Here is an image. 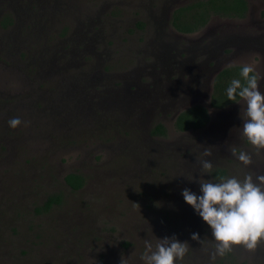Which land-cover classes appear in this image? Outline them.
<instances>
[{
    "label": "rangeland",
    "instance_id": "rangeland-1",
    "mask_svg": "<svg viewBox=\"0 0 264 264\" xmlns=\"http://www.w3.org/2000/svg\"><path fill=\"white\" fill-rule=\"evenodd\" d=\"M17 1L0 0V264H144L145 242L154 247L172 236L188 242L180 264H264V242L255 250L234 245L213 259L211 229L182 196L185 188L199 194L200 179L264 175V149L242 136L244 101L212 108L206 136L204 129L175 133L172 112L142 123L147 116L137 120L138 108L129 100V87L135 85L126 81L136 64L134 54L153 58L143 47L155 36L151 23L166 24L179 4L193 0ZM252 1L254 20L262 19L264 28V0ZM147 7L155 11L146 16ZM7 16L13 24L3 27ZM97 18L101 30L88 44L85 38ZM234 20L246 27L251 22ZM255 60L243 62L263 81L264 39ZM101 74L113 75V81L100 85ZM259 86L264 93V82ZM118 90L123 95L102 106L85 100ZM14 117L22 123L11 128L8 121ZM159 120L168 122L172 135L166 141L175 139L169 147L178 150L158 152L150 148L157 142L137 138H146ZM228 126L233 132H225ZM198 136L212 138L214 145L223 139V144L204 156L189 146L195 139L188 138ZM241 151L252 155L250 165L238 160ZM202 160L212 164L207 175ZM71 172L85 175L84 188L66 186L64 177ZM52 192H61L64 202L37 215L36 205ZM193 233L201 241L192 240Z\"/></svg>",
    "mask_w": 264,
    "mask_h": 264
},
{
    "label": "flooded vegetation",
    "instance_id": "flooded-vegetation-1",
    "mask_svg": "<svg viewBox=\"0 0 264 264\" xmlns=\"http://www.w3.org/2000/svg\"><path fill=\"white\" fill-rule=\"evenodd\" d=\"M12 3L17 0H11ZM195 0L179 4L169 16V20L166 24H161L160 21L152 22L154 25V34L148 40V43H144V51L147 54L152 55L151 60H147L146 56L140 54L137 51L134 56L136 57L135 67L131 68L128 73L129 81L127 83H132L135 86L129 87L131 96L129 98L130 102L138 108L137 112L139 116L137 120H141L143 115L147 116L146 121L142 123H148L154 116H157L159 112H172L175 116L174 119V132L188 134L197 130H186L181 131L176 127L177 117L184 110L194 106L203 105L208 108L211 119L207 125L202 128L204 129V135H208V128L212 126V110L211 97L214 92L215 81L219 73L227 67L230 66H249L253 69L255 74L259 79V75L253 66L243 60L253 61L255 60V55L261 56L262 40L264 39V28L260 27V20H254L256 9L252 10V0H247L248 9L247 15L244 18H228L214 16L207 24H205L200 30L192 33H184L176 29L172 24V18L174 11L183 6H188L192 4ZM160 8V6H158ZM147 7V13L151 14L155 11L154 9L149 10ZM254 11V12H253ZM262 15H264V7L261 10ZM255 13V14H253ZM112 15V14H111ZM110 15V16H111ZM214 18H225L228 22L224 23H211ZM234 19H249L251 22L242 25L240 23H232L230 21H236ZM169 24V31L167 30V25ZM240 24V25H239ZM143 22H138V26H143ZM98 18L94 24V29L89 32L88 44H92L94 36L97 31L101 28ZM160 34L163 38L160 37ZM72 43V42H71ZM66 48H71V45H67ZM67 50V49H65ZM263 51V49H262ZM63 56L65 54L63 53ZM71 56L74 57V51H72ZM251 56V57H250ZM263 56V54H262ZM101 79L100 85H106L105 79L112 82L113 75L99 76ZM133 81V82H131ZM263 81L259 80V83ZM148 85H151L148 86ZM260 88V86H259ZM104 92L107 90H103ZM101 91V93L103 92ZM119 93H109L108 96L99 95L98 100L86 99L90 104H97L102 106L103 103L111 102V98H120V94L123 95L121 90ZM108 92V91H107ZM100 93V94H101ZM96 94L92 95L94 98ZM242 99L238 100L236 103L241 102ZM233 105V104H232ZM229 107V106H228ZM213 108V109H212ZM227 108V107H224ZM221 109V108H216ZM215 122V120H214ZM213 122V124H214ZM165 120H159L157 125L162 124L167 130V135L153 133L154 128L150 129L146 138L142 135H138L140 141L144 139L145 143L148 142L150 145L157 142V145H151L150 148L156 149L158 152H174L179 147L175 146L174 149L170 148L169 141H166L170 135H172L171 129L167 128ZM238 126V125H237ZM202 129H198L199 131ZM239 129V128H238ZM241 130V127L240 129ZM225 132H233L232 127H227ZM194 136V135H189ZM221 137V136H219ZM154 138V139H153ZM223 138H229L233 140L232 136L223 134ZM195 139V141L190 142L189 146L194 147L197 151L205 152L206 150L211 151L214 147H218L223 144V139H218V142L214 145V140L210 138L207 141H201L202 138L198 136L188 138L189 141ZM159 141V143H158ZM192 143V144H191ZM209 145V147H208ZM227 145V143L225 144Z\"/></svg>",
    "mask_w": 264,
    "mask_h": 264
},
{
    "label": "clouds",
    "instance_id": "clouds-1",
    "mask_svg": "<svg viewBox=\"0 0 264 264\" xmlns=\"http://www.w3.org/2000/svg\"><path fill=\"white\" fill-rule=\"evenodd\" d=\"M242 83L234 79L227 89L229 99L240 97L244 101V113L241 115L242 136L257 150L264 149V93L259 89V80L253 69L244 66L241 70ZM22 121L14 117L8 121L11 128L18 127ZM204 156H210L205 151ZM238 160L244 166L252 163V155L241 151ZM212 168L209 160H202V169L207 175ZM200 192L191 189L182 191L184 201L211 229V237L216 242L213 259L223 256L232 246H243L247 250H255L264 242V175L247 174L240 179L232 176L220 182L199 180ZM191 239L201 241L198 233ZM189 250L188 242H181L175 236L159 239L153 247L145 242V250L141 254L144 264H180ZM121 264H125L121 260Z\"/></svg>",
    "mask_w": 264,
    "mask_h": 264
},
{
    "label": "trees",
    "instance_id": "trees-1",
    "mask_svg": "<svg viewBox=\"0 0 264 264\" xmlns=\"http://www.w3.org/2000/svg\"><path fill=\"white\" fill-rule=\"evenodd\" d=\"M247 0H195L188 6L177 8L173 13L172 24L181 32L192 33L200 30L214 16L228 18H244L247 15ZM13 24V19L7 16L2 22L3 27ZM244 66H230L222 70L216 78L214 92L211 97L213 108L228 107L240 97L229 99L227 89L234 79L244 82L241 70ZM255 73V72H254ZM211 116L208 108L203 105H194L179 114L176 120V127L181 131L198 130L204 128L210 121ZM153 133L167 135L164 125H157ZM220 175L225 174V170H218ZM217 171V173H218ZM64 180L66 186L72 191L81 190L86 186V177L82 173H68ZM64 195L61 192L48 193L46 199L36 205L37 215L49 213L55 206L62 205ZM4 242V240H3ZM56 250V249H55ZM97 264H106L100 260Z\"/></svg>",
    "mask_w": 264,
    "mask_h": 264
}]
</instances>
